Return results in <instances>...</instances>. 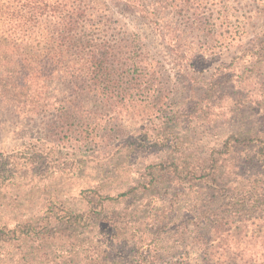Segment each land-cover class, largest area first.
<instances>
[{
  "label": "trees",
  "instance_id": "1",
  "mask_svg": "<svg viewBox=\"0 0 264 264\" xmlns=\"http://www.w3.org/2000/svg\"><path fill=\"white\" fill-rule=\"evenodd\" d=\"M208 3L0 0V96L27 102L31 113H51L47 140L0 156V264H189L191 249L207 264H221V255L241 252L237 237L249 224L264 223V125L251 126L248 134L230 132L217 144H190L179 132L153 138L152 118L166 103L167 85L159 82L153 60L138 54L134 36H109L112 7H121L151 19L174 49L187 31L206 32L204 38L217 27L223 32V22L202 21L214 12ZM245 45L235 48L252 53L236 88L249 86L261 101L262 84L253 80L258 71L245 79L244 73L264 68V35ZM177 51L180 67L186 60L196 72L197 55L182 54L181 46ZM119 116L146 120L123 141L153 155L134 169L128 185L84 188L81 210L40 188L41 179L78 165L62 161L56 146L43 145L95 146L113 136L109 121ZM26 177L27 191L16 189L21 199L27 196L26 205L8 214L14 205L5 195ZM35 191L42 194L31 201Z\"/></svg>",
  "mask_w": 264,
  "mask_h": 264
},
{
  "label": "rangeland",
  "instance_id": "2",
  "mask_svg": "<svg viewBox=\"0 0 264 264\" xmlns=\"http://www.w3.org/2000/svg\"><path fill=\"white\" fill-rule=\"evenodd\" d=\"M208 6L213 8V15L202 21L208 20L215 25L223 22V32L217 27L213 36L204 38L206 32L198 29L187 31L185 39L174 49L163 43L151 19L121 7H112L114 15L110 20L109 36H122L127 40L134 36L141 45L138 54L153 60V71L163 76L159 82L167 85L163 89L166 103L158 107L161 113L159 111L158 116L152 118L154 121L150 136L153 138L165 131L179 132L188 134L190 144H217L221 137L230 132L248 134L251 126L264 125V93L261 101H255L256 97L249 91V86H246L245 92H239L236 88V84L241 83L238 74L249 66L246 63L249 60L247 54L252 53L246 54L247 51L235 49H242L246 46L245 43H251L264 35V0H209ZM168 16L172 18L171 15ZM176 20L179 21H174ZM205 40L210 47L204 45ZM179 46L183 50L182 54L188 52L192 56L197 55L198 59L193 64L198 69L196 72L185 67L188 64L186 60H183V69L178 64L182 62L178 60ZM254 71L262 72L254 74L253 80H260L262 85L257 89L264 92L263 67L253 71L248 69L244 73V79ZM188 74L193 78L190 82ZM54 88L57 86L52 87ZM258 94L261 95L260 92ZM105 117L108 120L110 118L109 115ZM50 119L49 110L34 114L30 112L27 102H22L21 99L12 101L0 96V156L28 145H40L33 143L47 140ZM109 122L113 136H105L95 146L78 144L81 146L78 149L76 144L43 145L45 148L56 146V150L62 152V161L78 165L48 179H41L40 188L47 186L71 209L81 210L84 207L81 193L84 188L96 184L114 191L128 185L134 169L140 163L152 159L153 155L139 149L126 148L127 144H124L123 139L135 134L136 129L146 120L119 116ZM30 182L26 177L18 188L9 189L11 194H4L10 201L9 204L14 205L7 209L8 214H14L16 206L21 208L22 204L26 205L27 196L21 199L16 189H24L26 192ZM38 193L42 194L35 191L28 198L32 201ZM237 239V243H241V252L221 255L223 258L218 262L264 264V223L249 224L246 232ZM213 244L212 247L216 250L219 242ZM187 262L207 264L202 252L193 249L189 251Z\"/></svg>",
  "mask_w": 264,
  "mask_h": 264
}]
</instances>
